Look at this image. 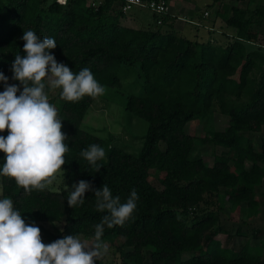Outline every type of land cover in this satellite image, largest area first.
<instances>
[{
	"label": "trees",
	"instance_id": "obj_1",
	"mask_svg": "<svg viewBox=\"0 0 264 264\" xmlns=\"http://www.w3.org/2000/svg\"><path fill=\"white\" fill-rule=\"evenodd\" d=\"M118 2L0 0L6 225L21 231L64 218L59 232H46L49 245L38 264H104L79 236L92 238L98 249L116 241L121 264H264L247 243L222 245L219 215L201 208L216 199L218 209L226 201L247 218L259 211L264 135L256 143L248 133L264 126V47L254 28L263 22L264 5L230 6L225 23L232 34L222 46L179 35L170 15L157 24L153 14L156 30L123 26ZM136 63L142 83L124 108L147 128L141 148L131 153L81 122L104 87H121L122 65ZM46 73L70 87L49 96L41 109L40 100L50 94ZM214 105L229 124L197 138L223 147L208 166L202 157L189 158L196 137L185 125L209 119ZM24 160L45 170L60 167L66 188L51 190L28 175ZM153 169L161 188L151 183Z\"/></svg>",
	"mask_w": 264,
	"mask_h": 264
},
{
	"label": "rangeland",
	"instance_id": "obj_2",
	"mask_svg": "<svg viewBox=\"0 0 264 264\" xmlns=\"http://www.w3.org/2000/svg\"><path fill=\"white\" fill-rule=\"evenodd\" d=\"M185 1L190 2L195 6L194 10H187L185 14L187 18L195 17V13L202 11L203 9L208 12L207 16L210 18L216 17L219 13L218 11L224 12L233 2V0ZM246 1L247 0H244L243 3H241L243 8L247 6ZM221 5H223V8ZM217 6L220 8L219 10H217ZM250 6H255V4L252 2L250 3ZM128 12H136L142 16L139 28L151 30L157 29V25L155 24L150 11L133 7ZM206 20L208 21L209 18ZM186 27L188 29L184 35H187V37H195L196 33L199 34V37L203 34L206 37L204 39H208V32L202 25L197 27V30L189 23H186ZM263 27L264 24L258 26L259 29ZM158 29L164 30V27H158ZM261 43H264L263 37L259 40V44ZM248 47L251 48L255 46L249 45ZM140 73L141 71L138 63L134 66L126 65L120 73L122 82L121 87L117 89L104 87L102 89L100 96L92 102L84 115L81 122V128L101 138L112 136V143L114 145L131 153L139 151L142 145V137L146 132L147 123L143 119L127 112L124 108V103L128 94L139 92L140 84L142 83ZM253 74L258 77L259 70L254 69ZM44 78L50 87V94L45 97V99L40 100L38 105L41 109L45 108L46 99L49 96L56 95L60 89H69L70 87L51 73H46ZM58 104L59 101H56V105ZM56 114L57 107L53 106L47 113V118L52 121ZM228 124V116L221 114L217 105H214L212 115L209 119H193L187 122L185 125L186 132L196 137L189 158L193 159L196 157H202L206 165H212L214 155H218L223 147L219 143L214 142H209L203 145L197 138L205 136L208 132L223 130ZM248 135L257 143L259 138L264 135V126L259 132H249ZM26 154L28 158L32 157L31 153L27 152ZM22 170L30 176L38 177L40 181L51 190L58 191L66 188L63 170L58 166H52L45 170L30 165L24 160ZM150 174L151 183L156 187L161 188V185L157 180V170H151ZM259 193L260 195L263 194L260 199L262 205H260L259 209H261L260 216L264 217V214L262 213L264 211V186L259 189ZM9 207L10 201L2 197L0 183V264H38L40 252L46 249L49 245L46 232H59L63 228L64 218L55 222H39L21 231H12L6 225L3 217L4 211ZM201 208L205 211L213 210L219 215V227L221 228V232L216 235V238H219L223 245L234 249H238L242 246L246 240L245 237L249 236L250 230L257 224L256 219L250 223L240 222V215H236L233 211H230L228 209L229 203L226 201H224L223 208L221 209H218L216 199H212L209 204L203 205ZM79 240L93 256L101 258L104 264H121L119 253L116 248V241L114 244L105 243L102 248L98 249L95 247V242L92 238L79 236ZM249 240H251L253 245L257 244L255 233H253V237L251 239L249 238ZM251 251L253 253H258L260 251L263 253L264 248L253 247L251 248ZM183 257H187V254H184ZM43 262L45 264L46 261Z\"/></svg>",
	"mask_w": 264,
	"mask_h": 264
},
{
	"label": "crops",
	"instance_id": "obj_3",
	"mask_svg": "<svg viewBox=\"0 0 264 264\" xmlns=\"http://www.w3.org/2000/svg\"><path fill=\"white\" fill-rule=\"evenodd\" d=\"M243 1L244 0H233V2L231 3L230 6L242 7L241 3H243ZM246 2H247L246 3L247 5L248 4L250 5V3H252V2L255 5L256 4L264 5V0H247ZM168 5H169L168 14L170 16H172L173 18L175 17L171 21H172L174 30L179 35L187 37V35H184V34H186V30L188 29L186 27V23H189L190 25L195 27L196 30H197V27L202 25L206 29V31L208 32V39H204L206 37L203 34H202V36H200L201 37L200 38L199 34L195 33V37H192V38L187 37L190 40H195L198 42H211L213 44L222 45V46H224L229 41V37L232 34V30L227 27V25L225 23V19L229 16L230 6H228L224 12L221 11L222 13L220 11H218L219 13L217 14L216 17L210 18L209 16H204L205 10L203 9L202 11L196 12L195 17L187 18L185 14H186L187 10H191V9L194 10L195 6L193 4H191L190 2H187L185 0H169ZM206 5H210V4H206ZM114 6H115L114 8L116 9L118 7V4L116 3ZM221 6L223 8V5H221ZM218 7L219 6H217V10L220 9ZM152 16H153V18L155 17L153 14H152ZM207 18H209L208 21L206 20ZM141 21H142V16L136 12L135 13H129L127 11V12L123 13L122 17H120V24L123 26H126V27H131V28H139V24ZM262 24H264V21L262 22ZM255 27H254L255 30H257V32H258L257 42L259 43L260 38H262V37L264 38V27L260 28V29L258 28V26H255ZM206 40H208V41H206ZM261 45L264 47V43H261ZM125 66L126 65H122V67L120 69V73L123 71ZM263 186H264V181L258 186L257 197L259 198V200L261 199V195H263V194L260 195L259 189L262 188ZM260 205H262L261 202H260ZM260 211H261V209H259L256 217L254 216L251 218H247L239 210L233 211V213H235L236 215H238V214L240 215L239 221L242 223H246V222L250 223L251 221L256 219V223H257L256 226L250 230L251 236H250V234H249V236H246L245 237L246 240L243 243V244H246V243L248 244L250 252H252L251 248H253V247L264 248V217L260 216ZM262 213L264 214V211ZM253 233H255V235L257 237V244L256 245H253L251 243V240H249V238L251 239L253 237ZM221 243H222V241H221ZM222 245H223V243H222ZM254 254L264 256V252L261 253V251L258 253H254Z\"/></svg>",
	"mask_w": 264,
	"mask_h": 264
},
{
	"label": "built area",
	"instance_id": "obj_4",
	"mask_svg": "<svg viewBox=\"0 0 264 264\" xmlns=\"http://www.w3.org/2000/svg\"><path fill=\"white\" fill-rule=\"evenodd\" d=\"M61 4H65L66 0H56ZM169 0H119L118 7L123 11L127 12L133 7L139 9H146L152 14L156 15V23L162 22L161 17L168 14ZM208 12H204V16H207Z\"/></svg>",
	"mask_w": 264,
	"mask_h": 264
}]
</instances>
